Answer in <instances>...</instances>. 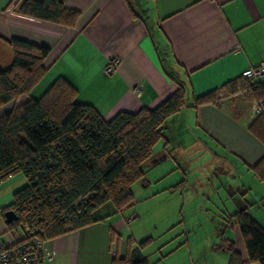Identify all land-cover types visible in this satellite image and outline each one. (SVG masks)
<instances>
[{
	"label": "crops",
	"instance_id": "crops-1",
	"mask_svg": "<svg viewBox=\"0 0 264 264\" xmlns=\"http://www.w3.org/2000/svg\"><path fill=\"white\" fill-rule=\"evenodd\" d=\"M13 1L0 0V67L12 61L9 39L49 48L42 62L45 72L29 97L38 98L62 78L76 89V102L91 105L108 120L120 111L156 107L177 89L180 81L187 86L189 104L168 118L163 131L165 144L158 150L153 148L151 159L144 165L145 173L179 152L183 167L172 159L167 173L159 169L161 178L174 175L165 189L176 191V181H182L181 186L188 184L185 172L190 173V167L185 162L188 154L183 153L184 147L197 146L205 155L210 152V158H217L213 171L227 167L248 178L247 182L229 186L227 194L237 208L227 211L226 216L244 203H264V194L259 200H246L252 196L251 187L256 182L249 168L264 153L263 145L247 130L251 123L250 110L247 111L250 100L225 94L215 103L191 104L192 97L239 78L246 68L264 66V0H64L66 7L80 13L71 27L24 15L18 11L23 0ZM112 58L118 62L115 70L106 74L102 67ZM139 83L143 89L137 94L134 87ZM25 99L19 97L17 102ZM200 169L205 167H198V172ZM194 178L198 182L201 176ZM140 182L143 187L150 184L145 177ZM130 216L136 219L126 223ZM92 218L94 221L84 227L49 239L46 259L55 264H112L114 259L127 255L131 240V247H137L151 264L143 247L152 238L134 226L135 220L141 218L133 206L119 212L108 202L96 208ZM254 219L258 222V218ZM4 231L7 242L22 234L21 230ZM226 231L230 232L227 236ZM216 236L217 243L198 251V259L185 242H179L152 264H228L229 253L218 247L224 240L233 242L242 264H258L246 262L236 226L224 222Z\"/></svg>",
	"mask_w": 264,
	"mask_h": 264
},
{
	"label": "trees",
	"instance_id": "trees-1",
	"mask_svg": "<svg viewBox=\"0 0 264 264\" xmlns=\"http://www.w3.org/2000/svg\"><path fill=\"white\" fill-rule=\"evenodd\" d=\"M18 11L68 27L80 16L64 0H23ZM8 44L12 61L0 67V109L7 107L0 114V181L19 172L26 184L3 208L5 230L19 227L23 233L27 226L43 231L49 240L92 223V212L105 203L119 212L133 206L131 186L144 178L142 167L164 137L168 118L189 104L187 86L177 81V89L156 107L120 111L105 120L91 105L76 102V89L62 78L38 98L29 97L45 72L42 62L49 48L15 38ZM249 84L240 76L192 97L191 104L215 103L219 92L233 95L237 88L245 89L250 101L264 99V81ZM22 96L26 99L17 102ZM247 130L264 147V118H251ZM249 169L264 183V153ZM249 206L244 203L227 215L225 223L237 227L246 262L264 264V228L248 212ZM6 211L15 215L9 223L4 222ZM131 246L129 240L127 255L112 264H149ZM218 247L229 253L228 264H242L232 241L224 240Z\"/></svg>",
	"mask_w": 264,
	"mask_h": 264
},
{
	"label": "rangeland",
	"instance_id": "rangeland-1",
	"mask_svg": "<svg viewBox=\"0 0 264 264\" xmlns=\"http://www.w3.org/2000/svg\"><path fill=\"white\" fill-rule=\"evenodd\" d=\"M237 96L245 98L244 94ZM249 110L250 108L247 109V111ZM184 134L187 135L188 133L185 132ZM192 139L188 141H192ZM164 140L165 138L160 139L155 144L154 150L162 147L165 144ZM183 153L188 154L185 156V162L190 167L187 168L190 173L185 172L188 184L181 186L182 181L177 182L175 179L178 184L175 183L173 189L176 191L167 192L165 186L170 177H174V175L169 173L161 178L163 174L159 171L161 167L164 168L165 173L170 170L174 161L183 167V155L177 152V155H171L174 161L172 159L161 161L156 166L157 168H152L147 173H145L147 168L142 167L145 173L144 177L150 180L148 186H141L140 180L134 182L131 186L134 201L133 209L141 218L135 220L134 226L140 233H146L152 238V241L143 247L151 264L160 254L166 253L171 247L177 246L179 242H185V247L188 245V248H191L192 256L197 259L200 256L198 251L209 246V244L212 246L217 243L216 230L226 221L227 216L225 213L227 211L232 212L237 208L235 201L227 194L229 186L234 187L237 182L248 181L246 176L240 177L239 171L237 172L235 169L216 167L213 171L212 168L216 165L217 158H210V152L206 156L197 146L185 145ZM201 166H204L205 169H200L202 172L199 171V173L198 167ZM196 175L201 176L198 182L194 178ZM254 179L256 182L251 187L253 197L248 195L246 198L248 201H254V197L259 200L264 194L262 191L264 183L258 181L255 177ZM25 184L26 180L23 174L19 172L0 181V241L5 239V226L2 221L3 208L12 202L13 193ZM178 185L179 187H177ZM257 185L263 188H259ZM178 193L182 194L183 199ZM170 199H172V203H169ZM183 200H185V203ZM186 200H189V202ZM248 212L256 219L258 218V222L264 228V203L256 202L253 206H249ZM133 219H136V217ZM16 231H20V228H15L13 232L16 233ZM229 233L226 231L225 236ZM218 234L219 232H217ZM168 240L170 242H167Z\"/></svg>",
	"mask_w": 264,
	"mask_h": 264
},
{
	"label": "built area",
	"instance_id": "built-area-1",
	"mask_svg": "<svg viewBox=\"0 0 264 264\" xmlns=\"http://www.w3.org/2000/svg\"><path fill=\"white\" fill-rule=\"evenodd\" d=\"M118 62L117 58L110 59L102 68L106 74L115 70ZM241 77L247 80L250 87L262 83L264 78V66L248 67L242 73ZM143 89L141 83L134 87V91L139 94ZM245 89L237 88L235 95H243ZM224 96L222 92L218 93L217 100ZM250 117L261 116L264 118V99L250 101ZM133 217H127L125 222H129ZM48 239L43 231L36 233L33 228L24 226L21 237L13 242L0 241V264H55L53 260L46 259V244Z\"/></svg>",
	"mask_w": 264,
	"mask_h": 264
},
{
	"label": "water",
	"instance_id": "water-1",
	"mask_svg": "<svg viewBox=\"0 0 264 264\" xmlns=\"http://www.w3.org/2000/svg\"><path fill=\"white\" fill-rule=\"evenodd\" d=\"M15 218V215L12 211H6L4 213V222L9 223Z\"/></svg>",
	"mask_w": 264,
	"mask_h": 264
}]
</instances>
